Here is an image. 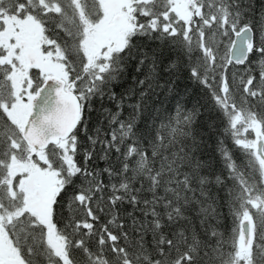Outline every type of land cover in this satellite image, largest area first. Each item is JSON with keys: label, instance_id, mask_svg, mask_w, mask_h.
<instances>
[{"label": "snow or ice", "instance_id": "6c2138e0", "mask_svg": "<svg viewBox=\"0 0 264 264\" xmlns=\"http://www.w3.org/2000/svg\"><path fill=\"white\" fill-rule=\"evenodd\" d=\"M181 67L240 163L156 107ZM0 264H264V0H0Z\"/></svg>", "mask_w": 264, "mask_h": 264}, {"label": "trees", "instance_id": "16d2710c", "mask_svg": "<svg viewBox=\"0 0 264 264\" xmlns=\"http://www.w3.org/2000/svg\"><path fill=\"white\" fill-rule=\"evenodd\" d=\"M260 5L257 3L256 7ZM159 43V42H156ZM228 45V40L223 39L220 53L225 52V48ZM156 47L154 43L152 45ZM252 65L250 66L255 75H259L260 68L258 66V58L252 59ZM244 65H236L233 67L229 65V74L236 73V78H239V72L243 69ZM35 71V70H34ZM174 75L171 77H165L166 79H171L174 81L172 87L174 89L173 93H165L159 95L156 100V107L161 108L160 101H163L162 107L171 111L179 101L184 107L192 109L193 106H196L200 109L201 115L197 121L196 131H198L203 138L202 141V154L205 160L211 161L213 167L219 172L223 169V158L220 156L218 141L222 142L223 146L232 154L233 159L237 163H240L243 157L242 150L235 145L233 138L225 130L224 119L219 115L213 107V101L211 99L209 90L206 89L203 85L191 80L188 77L187 70L183 67L174 70ZM127 113H125L126 115ZM99 119V123H98ZM89 123L96 127L101 128V131L104 130L103 117L101 116L100 105L96 104L90 109ZM244 135V134H243ZM253 135V134H252ZM95 163L99 164L100 167H103L102 161H96ZM130 211V209H128ZM66 209L64 212L66 213ZM225 215L218 221L220 227L219 231L225 233L226 236L231 234V230L234 227L233 220L230 214L227 212V208L223 209ZM100 221L99 224H105L108 220L111 219V216L107 213V210L99 213ZM125 226L130 223V221L125 217L124 220ZM58 227H63V223L58 224ZM115 231V229H114Z\"/></svg>", "mask_w": 264, "mask_h": 264}, {"label": "rangeland", "instance_id": "374dc122", "mask_svg": "<svg viewBox=\"0 0 264 264\" xmlns=\"http://www.w3.org/2000/svg\"><path fill=\"white\" fill-rule=\"evenodd\" d=\"M244 136H246L248 139H254L255 138V133L252 132L251 130H249L248 133H244Z\"/></svg>", "mask_w": 264, "mask_h": 264}, {"label": "flooded vegetation", "instance_id": "af4514ba", "mask_svg": "<svg viewBox=\"0 0 264 264\" xmlns=\"http://www.w3.org/2000/svg\"><path fill=\"white\" fill-rule=\"evenodd\" d=\"M34 71V70H33Z\"/></svg>", "mask_w": 264, "mask_h": 264}]
</instances>
